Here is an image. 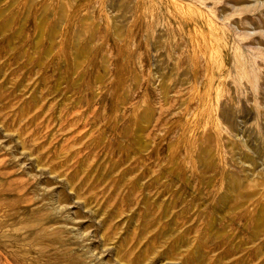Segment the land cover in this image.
<instances>
[{"label": "rangeland", "instance_id": "obj_1", "mask_svg": "<svg viewBox=\"0 0 264 264\" xmlns=\"http://www.w3.org/2000/svg\"><path fill=\"white\" fill-rule=\"evenodd\" d=\"M198 1L0 0V264H264V187L224 200L219 120L257 123L264 0Z\"/></svg>", "mask_w": 264, "mask_h": 264}, {"label": "bare ground", "instance_id": "obj_2", "mask_svg": "<svg viewBox=\"0 0 264 264\" xmlns=\"http://www.w3.org/2000/svg\"><path fill=\"white\" fill-rule=\"evenodd\" d=\"M211 3H208L210 5H206L208 1L206 0H199L198 3L201 5H204L205 7L209 8L210 12L216 17V19L221 20L223 23H228L231 20V16L227 14V12H230L228 10V5L231 4L228 0H210ZM244 0H239L238 4H242ZM122 0H113V2L110 3V7L112 9H116L118 7H121ZM232 5V4H231ZM253 8L249 7H239L238 9L233 10L235 15L242 16L246 12H251ZM121 14H113L111 13V21L112 24H117L116 21H121L122 19ZM208 26L211 29V35L213 37L214 48L213 51H217V47L215 46V42L219 41L218 36L215 34L217 31L221 33L223 31L222 28H217L215 23L212 22V20L208 21ZM249 24V20L246 19V17H243L239 22L238 26L240 27L241 34L237 35L239 42H246L248 40L247 37L250 35L247 34L245 27ZM258 24H262V28L264 30V22H260ZM258 52L260 53V60H257L255 55H253L252 61H250L249 68L251 71L244 70L243 72L239 73V80L243 78H247V81L250 85L249 88L245 86V91H247V98L254 97L257 101V104L261 107V110L258 112L257 116V123L252 125L248 131L249 134H254V138L252 140H249L250 135H244L242 137H238L237 130L233 129L232 124L230 123L231 119L234 117L233 114V103L228 102V104H221L220 105V113H219V120L221 125H223L227 132L229 133L230 139L233 140V142L229 143L225 147L227 150L226 152L229 154L230 152H234L233 158L235 160H230L228 163V166L233 169H242L244 171H241V173L244 175L243 177L239 174L233 175L231 179H228L227 182V188H225L226 196L224 197V200L228 201L229 198L230 201L235 199L237 197L238 192L242 188H247L251 190L252 196H254L261 188L264 187V164L261 163L262 158L264 157V128H262L259 131V126L263 124L264 126V109H262V101L263 96L260 92V87L264 85V37H261L258 42ZM234 61L239 65L240 68L245 66L244 59L242 57V53L240 52V48H235V55H234ZM250 91V94L248 93ZM261 102V103H260ZM261 123V124H260ZM249 143L252 144V147L249 146ZM205 155L204 151H201L199 156V161ZM206 156V155H205ZM246 204V203H244ZM261 212V211H260ZM256 216L257 217V225L255 226V232L258 231V225L259 223H264V214L260 213ZM256 222V221H255Z\"/></svg>", "mask_w": 264, "mask_h": 264}]
</instances>
